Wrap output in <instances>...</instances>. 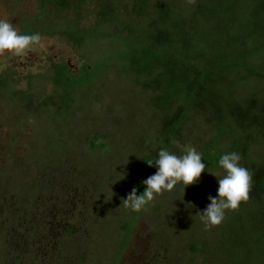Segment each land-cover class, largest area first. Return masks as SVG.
I'll use <instances>...</instances> for the list:
<instances>
[{
  "label": "trees",
  "instance_id": "trees-1",
  "mask_svg": "<svg viewBox=\"0 0 264 264\" xmlns=\"http://www.w3.org/2000/svg\"><path fill=\"white\" fill-rule=\"evenodd\" d=\"M36 1L37 12L24 20L21 34L62 38L77 51L79 66L51 58L42 73L3 69L0 106L17 116L16 129L41 126L56 160L70 145L62 138L68 127L79 124L81 112L105 109V83H116L110 95L126 105L133 142L123 149L106 133L99 143V136L91 139L95 152L89 153L100 160L97 171L111 156L118 160L109 189L119 207L111 208L116 227L109 264L119 263L142 215L150 207L159 211V195L140 212L126 209L122 198L134 187L137 194L144 191L142 181L157 171L147 160L161 149L182 155L186 145L202 154L207 167L197 183L168 192L176 199L169 195L160 209L162 224L172 227L162 239L165 247L177 264H264V0ZM231 152L251 173L250 198L205 230L200 212L219 187L210 172L222 176L219 159ZM183 217L195 226L188 233L185 224L176 227Z\"/></svg>",
  "mask_w": 264,
  "mask_h": 264
},
{
  "label": "rangeland",
  "instance_id": "rangeland-1",
  "mask_svg": "<svg viewBox=\"0 0 264 264\" xmlns=\"http://www.w3.org/2000/svg\"><path fill=\"white\" fill-rule=\"evenodd\" d=\"M36 12V0H0V20H7L20 34L24 20ZM51 58L79 66L78 53L71 45L56 36H43L26 56L0 55V71L11 66L22 75L42 73ZM112 82L105 83L106 90L101 93L100 102L107 101L105 109L99 104L97 112L79 114V124L68 127L62 137L70 143L67 153L56 160L51 158L52 148L41 126L29 122L25 128L16 129L12 120L17 116L12 118L11 110L0 106V264H109L110 240L116 227L111 208L115 212L119 208L109 189L111 166L118 160L111 156L97 171L95 163L100 160L89 154L95 152L90 141L99 136L95 138L99 143L103 134L112 133L126 149L136 134L133 122L126 124V105L110 95L112 87H117ZM25 83L20 86L25 87ZM121 93L117 91V96ZM116 120L123 123L115 127L112 122ZM89 167L93 172L87 173ZM169 195L175 196L164 192L154 201L157 213L150 207L142 215L118 264H177L162 240L172 228L167 221L162 224L165 216L160 210ZM101 205H107L108 210L101 212ZM100 213L105 222L98 217ZM182 223L187 227L185 233L195 228L185 217L176 227Z\"/></svg>",
  "mask_w": 264,
  "mask_h": 264
},
{
  "label": "clouds",
  "instance_id": "clouds-1",
  "mask_svg": "<svg viewBox=\"0 0 264 264\" xmlns=\"http://www.w3.org/2000/svg\"><path fill=\"white\" fill-rule=\"evenodd\" d=\"M188 3L193 4L195 0H188ZM40 41L39 33L20 34L7 20H0V55L7 52L16 57L26 56L32 46ZM181 147L182 155L161 149L158 158L154 161L147 160L149 166H156L157 171L142 181L146 185L142 193L137 194L134 187L126 198H122L126 209L132 212L146 211L157 195L173 191L178 184H182L185 189L200 180L207 167L202 162V154L191 145ZM240 160L241 156L236 152L225 153L219 159V166L224 174L221 176L218 172H210L219 178V187L217 196L210 195V203L200 212V220L205 230L219 226L226 218L227 212L239 211L241 203L249 200L252 176L247 168L240 165Z\"/></svg>",
  "mask_w": 264,
  "mask_h": 264
}]
</instances>
